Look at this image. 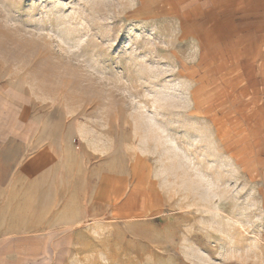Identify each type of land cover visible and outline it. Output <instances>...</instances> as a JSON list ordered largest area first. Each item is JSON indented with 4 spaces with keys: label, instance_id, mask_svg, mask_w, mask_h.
<instances>
[{
    "label": "rangeland",
    "instance_id": "rangeland-1",
    "mask_svg": "<svg viewBox=\"0 0 264 264\" xmlns=\"http://www.w3.org/2000/svg\"><path fill=\"white\" fill-rule=\"evenodd\" d=\"M253 9L0 0V264H264Z\"/></svg>",
    "mask_w": 264,
    "mask_h": 264
},
{
    "label": "crops",
    "instance_id": "crops-1",
    "mask_svg": "<svg viewBox=\"0 0 264 264\" xmlns=\"http://www.w3.org/2000/svg\"><path fill=\"white\" fill-rule=\"evenodd\" d=\"M232 3H249L252 4L254 9L253 12H256L257 15H254L253 19H258V26L260 29L264 27V0H229ZM257 6V9L255 8ZM252 12V11H251Z\"/></svg>",
    "mask_w": 264,
    "mask_h": 264
}]
</instances>
